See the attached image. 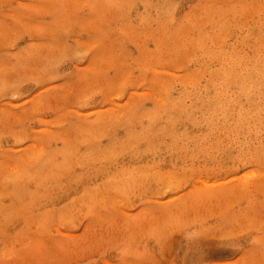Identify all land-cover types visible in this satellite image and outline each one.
<instances>
[{
	"label": "rangeland",
	"instance_id": "rangeland-1",
	"mask_svg": "<svg viewBox=\"0 0 264 264\" xmlns=\"http://www.w3.org/2000/svg\"><path fill=\"white\" fill-rule=\"evenodd\" d=\"M0 264H264V0H0Z\"/></svg>",
	"mask_w": 264,
	"mask_h": 264
}]
</instances>
